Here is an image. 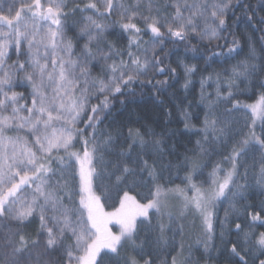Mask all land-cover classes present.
Segmentation results:
<instances>
[{"label": "snow or ice", "instance_id": "obj_1", "mask_svg": "<svg viewBox=\"0 0 264 264\" xmlns=\"http://www.w3.org/2000/svg\"><path fill=\"white\" fill-rule=\"evenodd\" d=\"M236 8L251 25L242 0H0V264H200L182 242L186 227L199 228L212 264L220 257L264 264V231H256L264 228V199L236 206L249 190L264 196V28L259 55L250 47L245 60L207 75L186 62L227 64L241 55L228 24ZM180 72L186 90L201 72L207 111L196 130L202 140L174 165L166 160L176 148L166 144L176 135L170 121L157 131L159 120L117 121L113 109L117 101L138 103L147 89L171 117L164 97ZM237 81L261 90L254 103L236 98ZM206 85L215 86L214 95H205ZM220 103L231 107L217 114ZM240 111L251 113L250 123L234 129L230 117ZM181 114L189 130L190 114ZM229 143L226 154L217 151ZM213 153L221 159L201 180L203 158ZM173 167L183 186L161 183ZM141 187L147 192H136ZM110 201L118 206L106 211ZM223 203L230 207L219 220L217 247L214 221Z\"/></svg>", "mask_w": 264, "mask_h": 264}, {"label": "trees", "instance_id": "obj_2", "mask_svg": "<svg viewBox=\"0 0 264 264\" xmlns=\"http://www.w3.org/2000/svg\"><path fill=\"white\" fill-rule=\"evenodd\" d=\"M244 4L250 5L251 11H249L248 15L253 16L252 24L250 25L247 22V18L244 15V12L240 8L235 9V16H232V13L229 12V16L232 18L229 19L228 24L230 25L229 31L235 34V37L239 40L240 46L243 48V52L241 55L236 56L235 59L230 60L227 64H218V63H211L210 66H206L204 61H197V60H191L188 59L186 62L191 64H197L198 68L201 69V72H203L204 75H207L208 73H214L217 71H220L224 67H231V65L237 63L238 61H243L246 59L250 47H254L257 51V55L260 54V48H261V41L260 36L262 35L260 29L264 28V25H261L259 23L260 17L264 16V10L261 9L260 4L261 0H242ZM239 18V19H237ZM224 36L227 37L228 41L230 42L232 40V36L228 35V33H223ZM110 40H114L115 37H109ZM147 39V37H145ZM219 43L223 44L224 41L221 40ZM167 47H171V45H168ZM204 52H208L209 49H202ZM212 51H221V49H217L215 45L211 48ZM180 55L183 56V48L180 49ZM191 56V53H189V57ZM13 59H15V56H13ZM176 57L173 56L171 58L172 66L175 67ZM207 67V71L204 72V69ZM201 72H198L194 76L191 77L192 83L189 85L188 89L186 90L183 87L184 84V76L183 73L180 72V78L178 83H174V87L169 89V95L164 97V99L167 101L165 107L171 110V117H165L163 113L160 111V108L153 103V100L150 98L152 96V93H150L147 89L144 90L143 96H138L137 100L138 103L135 104H128L126 106H121L120 103L117 101L115 102L114 109H113V117L117 121H127L132 120L135 121L137 117L148 115L150 117H153L160 122V126L156 128L157 131H161V128L164 125V121L168 120L170 121L167 124V128L170 130H174L176 132V135L173 136L171 139H166V144L168 147H171L172 145H176L175 148V154L171 156H166V160H170L174 165L178 164L179 161L183 160L185 155H191V150L196 148V141L202 140V134H197V129L201 127V121L204 118V114L207 111V101L201 102L200 95H201V88H200V79H201ZM165 77H157V79H164ZM237 87L234 89V91L237 93V99L242 101L243 103L250 104L254 103L255 99L260 93L259 88H253V86L248 82H241L237 81ZM17 91H24V89H16ZM139 91V90H138ZM215 92V86H205L204 93L207 95L208 93ZM255 93V95H254ZM92 103H96L95 100L92 101ZM225 107H231L230 104H224L220 103L216 106V112L217 114H222ZM186 110L190 116L189 120L187 121L189 123V130H185L184 124L185 119L181 114V110ZM251 113L248 112L247 114L244 111L235 112L232 114V117L230 119H235L237 121L236 124H233L232 127L234 129H243L244 128V122L246 120L249 121ZM109 124H111V118L109 120H106L104 124L100 126L101 130H103L105 127H107ZM112 127H115L113 124ZM245 131L247 129H244ZM261 131V126L259 127L257 134H259ZM240 139V136H234V140ZM232 146V143L227 144L226 146H222L217 149L218 152L226 154L228 150H230ZM186 149L188 150L186 152ZM253 155L258 154H249L247 157L249 164L251 163V159ZM204 162L208 164V167L204 170V176L200 177L201 180L205 179L208 175V172L211 171V166L221 159V155L219 154H211L208 156H205ZM224 167H228V165H224ZM243 171V169H241ZM177 172L178 169L176 167H173L171 170H166L163 173V179L161 180V183H167L169 186H175V185H181V180L177 178ZM184 172L183 170H179V176L183 177ZM241 183H244V181H241ZM248 183H254V181L251 180L249 177ZM183 186V185H181ZM136 192L139 193H146L147 188H138L136 189ZM133 194H136L135 192ZM248 196V199L246 201H241L240 203L236 204L237 207H241L243 203H251V204H258L261 199H264V196H261L258 191H252L249 190L248 193H246ZM137 199H140V196H137ZM146 202V201H142ZM115 203L118 206V201H110L108 204L105 205L106 211H111V204ZM230 207V203H223L218 205L216 209V215L218 217L217 220L214 221V228L216 232V239L215 244L217 247H220V240H219V220H222L225 215V210ZM230 219H235L234 216L230 215ZM30 231L31 229H27ZM256 231H264V228L256 227ZM141 237L144 236V232L141 231ZM171 236V233L169 234ZM192 238L194 240L193 246L188 245L187 248H191L192 252V258L193 260H199L200 264H212V262L207 260V257L202 255L203 253V246L202 244L198 243L197 235L194 233L191 234ZM234 238V237H233ZM175 240L177 242H181V237L176 236ZM184 241V238H183ZM182 241V242H183ZM186 248V249H187ZM197 248L200 250L197 251ZM216 264H229L227 259L225 257H220L218 261H216Z\"/></svg>", "mask_w": 264, "mask_h": 264}, {"label": "rangeland", "instance_id": "obj_3", "mask_svg": "<svg viewBox=\"0 0 264 264\" xmlns=\"http://www.w3.org/2000/svg\"><path fill=\"white\" fill-rule=\"evenodd\" d=\"M260 126H261V121L257 119L256 120V132L258 131ZM172 203L175 204V202H172ZM181 222L184 223L186 226H190L193 223V219L191 216H189L187 220H184ZM195 223L196 225H198L199 221L196 220ZM111 227H112L113 232H118L119 230L118 226L112 225ZM192 233L198 236L199 228L198 227H186V234L184 236V241H183L185 248H187L188 245L193 246L194 240L191 235Z\"/></svg>", "mask_w": 264, "mask_h": 264}]
</instances>
